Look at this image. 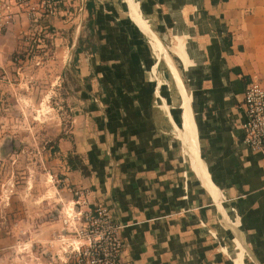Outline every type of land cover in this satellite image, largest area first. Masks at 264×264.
I'll return each mask as SVG.
<instances>
[{
    "label": "crops",
    "instance_id": "0c3cea01",
    "mask_svg": "<svg viewBox=\"0 0 264 264\" xmlns=\"http://www.w3.org/2000/svg\"><path fill=\"white\" fill-rule=\"evenodd\" d=\"M63 1L79 4L88 15L87 0ZM92 1L94 34L88 48L76 54V61L74 50L72 58L84 84L80 95L85 96V106L58 141L68 189L84 188L89 202L109 208L120 224L122 264H230L219 244L224 228L234 241L225 251L234 264H242L240 246L157 93L158 86L167 100L162 81L173 74L166 58L154 67L156 48L131 18L125 0ZM131 4L137 5L164 48L171 41L173 54L165 51L187 84L195 123L187 117L175 81L182 102L169 107L181 132L184 124L190 147L197 131V149L223 208L231 219H238L247 245L264 264V151L248 148L241 128L247 82H264V0H131ZM20 24L0 32V67L11 61ZM162 61L165 72L159 71ZM69 152L82 157L89 173L69 168ZM67 264H73L69 255Z\"/></svg>",
    "mask_w": 264,
    "mask_h": 264
},
{
    "label": "rangeland",
    "instance_id": "374dc122",
    "mask_svg": "<svg viewBox=\"0 0 264 264\" xmlns=\"http://www.w3.org/2000/svg\"><path fill=\"white\" fill-rule=\"evenodd\" d=\"M33 4L41 6L38 0ZM55 8L44 16L23 12L8 26L21 23L11 61L0 67V264H67L64 218L73 195L58 141L85 106L84 84L72 58L77 42L88 34V16L79 4L63 0ZM170 46L167 40L165 49L172 55ZM164 66L162 61L159 71L165 72ZM162 85L167 102L179 106L173 78ZM223 230L219 244L234 264L225 251L234 241ZM243 261L254 264L244 252Z\"/></svg>",
    "mask_w": 264,
    "mask_h": 264
},
{
    "label": "built area",
    "instance_id": "2783aa9c",
    "mask_svg": "<svg viewBox=\"0 0 264 264\" xmlns=\"http://www.w3.org/2000/svg\"><path fill=\"white\" fill-rule=\"evenodd\" d=\"M0 0V32L23 12L54 13L61 0ZM245 117L241 122L242 142L252 150L264 151V82L250 79L243 92ZM72 198L65 212L67 255L73 264H122L123 241L120 224L102 203L89 202L84 188H71Z\"/></svg>",
    "mask_w": 264,
    "mask_h": 264
},
{
    "label": "water",
    "instance_id": "95a60500",
    "mask_svg": "<svg viewBox=\"0 0 264 264\" xmlns=\"http://www.w3.org/2000/svg\"><path fill=\"white\" fill-rule=\"evenodd\" d=\"M126 2V5H127V8L128 9H131V0H125ZM139 13V17H140V20L142 22V24L145 26V29L147 30V35L150 36V38L154 41V43L156 44V51H157V56H156V61L154 63V67H156L158 65V63L160 62V60L165 57V48H164V45L163 43L161 42V40L159 39V37L157 36V34L154 32V30L150 27V25L148 24V22L146 21V19L141 15V13L138 11ZM156 71V70H155ZM157 89V93L160 95L161 97V101H162V104L167 112V115H168V118L169 120L171 121L174 129H175V132L185 150V152L187 154H190L192 155V157L197 161V163L199 164V167L201 169V173L203 174L204 178L206 180H209V182H212L211 178H210V175L206 169V166H205V163H204V160L200 154V152L198 151V149H193L192 147H190L187 143L186 140H183L182 138V135H181V126L175 119V117L173 116L172 114V111H171V108L169 107V103L167 102V100L165 99L164 96H162L160 94V90L158 88V86L156 87ZM192 148V149H191ZM189 153H188V152ZM194 154V156H193ZM213 186L215 187V185L213 184ZM216 188V187H215ZM210 192L212 194V198H213V202L215 203L216 207H217V210L218 212L221 214V217H224L225 218H222L223 222L227 225V229L230 231L231 234L235 235L237 240L240 242V244L243 246V252L246 253L250 259L255 263V264H261L258 260V258L256 257V255L253 253V251L251 250V248L247 245L246 243V240L244 238V235L240 229V227L235 223V221L233 219H231L224 211V208H223V205L221 204V200L219 198V194L213 192L212 189H210ZM215 191V190H214ZM220 200V201H219ZM228 221V222H227Z\"/></svg>",
    "mask_w": 264,
    "mask_h": 264
},
{
    "label": "bare ground",
    "instance_id": "6f19581e",
    "mask_svg": "<svg viewBox=\"0 0 264 264\" xmlns=\"http://www.w3.org/2000/svg\"><path fill=\"white\" fill-rule=\"evenodd\" d=\"M136 6L137 5H135V4H131V9H129V12H130V15H131V18H132V16H134L135 18H136V20L137 21H135L133 18V20L136 22V24L145 32V33H147V30L145 29V26L142 24V22H141V20H140V17H139V14H138V9H135L136 8ZM152 42H153V45L156 47V44L154 43V41L152 40ZM165 58H166V60H167V62H168V65L170 66V69H171V71H172V74H173V78H174V81H175V83H176V86H177V88H178V90H179V92H180V94H181V96H182V98H183V100H184V105H185V107H187V117L189 118V120H190V122L191 123H195L194 122V118H193V115H192V112H191V110L189 109V105H190V101H189V99L187 98V93H186V90H185V87H184V84H183V82H182V80H181V78H180V76H179V74H178V70L176 69V67H175V65L173 64V62H172V60H171V58L169 57V55L165 52ZM182 123H183V120H182ZM183 127H184V132H181V135H182V138H183V140H185L186 139V137H187V134H186V136H185V133H186V128H185V126H184V124H183ZM196 137H195V140L193 139V140H189L191 143H192V148L193 149H197V131H196ZM188 138V137H187ZM191 148V149H192ZM193 156H194V154H193ZM191 157H192V155H191ZM195 157V156H194ZM193 158V157H192ZM193 160V167H194V169L198 172V174H199V176L201 177V179L203 180V183L204 184H206L207 185V187H209L210 189H212L213 190V192H215V193H217V194H219V198L221 199V195H220V193L215 189V187L213 186V184L211 183V182H209V180H206L205 178H204V176H203V174L201 173V169H200V167H199V164L197 163V161L193 158L192 159ZM215 190V191H214ZM220 201V200H219ZM230 210H233V209H231L230 208ZM224 211H225V213L226 214H228L229 213V210H227L226 208H224ZM237 216V215H236ZM235 221V223L237 224L238 223V219H237V221L236 220H234ZM233 235V234H232ZM235 238H236V236L235 235H233ZM236 240H237V238H236ZM237 242H238V244H239V246H240V249H241V252H242V264H244V261H243V246L240 244V242L237 240Z\"/></svg>",
    "mask_w": 264,
    "mask_h": 264
},
{
    "label": "trees",
    "instance_id": "16d2710c",
    "mask_svg": "<svg viewBox=\"0 0 264 264\" xmlns=\"http://www.w3.org/2000/svg\"><path fill=\"white\" fill-rule=\"evenodd\" d=\"M86 5H87V12H88V17L86 20V27L88 29V34L86 36V38L79 40V44L76 46L75 48V56L73 58V61H76L77 59V53L79 51H82L85 48H88V43L90 44V36H92L94 34V11H95V6L92 0H87L86 1ZM84 41L86 42V44H84ZM93 46V45H92ZM94 49V46H93ZM66 162L69 166V168L72 169H79L81 170L82 173H89V170L86 166V164L84 163L82 157L78 154V153H71L69 152L66 156Z\"/></svg>",
    "mask_w": 264,
    "mask_h": 264
}]
</instances>
